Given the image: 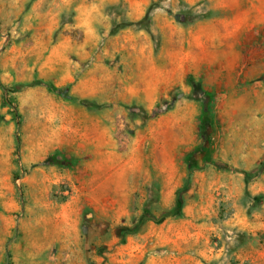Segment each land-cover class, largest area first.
I'll return each instance as SVG.
<instances>
[{
    "label": "rangeland",
    "instance_id": "obj_1",
    "mask_svg": "<svg viewBox=\"0 0 264 264\" xmlns=\"http://www.w3.org/2000/svg\"><path fill=\"white\" fill-rule=\"evenodd\" d=\"M0 264H264V0H0Z\"/></svg>",
    "mask_w": 264,
    "mask_h": 264
},
{
    "label": "trees",
    "instance_id": "obj_2",
    "mask_svg": "<svg viewBox=\"0 0 264 264\" xmlns=\"http://www.w3.org/2000/svg\"><path fill=\"white\" fill-rule=\"evenodd\" d=\"M208 125V122L205 121V122H201L200 123V132H201V136L202 138L205 140L207 138V132H206V127ZM177 203H179V201L177 200Z\"/></svg>",
    "mask_w": 264,
    "mask_h": 264
}]
</instances>
